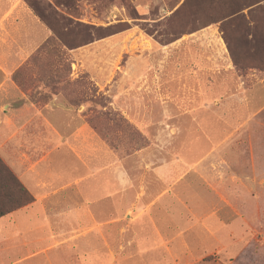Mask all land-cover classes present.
I'll return each instance as SVG.
<instances>
[{
	"label": "rangeland",
	"instance_id": "374dc122",
	"mask_svg": "<svg viewBox=\"0 0 264 264\" xmlns=\"http://www.w3.org/2000/svg\"><path fill=\"white\" fill-rule=\"evenodd\" d=\"M24 1L32 12L30 6H34L33 13L51 32L38 50L46 53L44 65L51 72L53 86L63 90L69 101L87 105L85 123L101 143L115 149L116 159L122 163L146 146L148 165H161L168 158L162 149L170 141L165 131L174 128V146L187 164L213 153L180 182V197H191L202 206L205 198L222 193L243 209L248 225L264 227V49L256 45L247 50L245 39L241 37L243 44L237 41L227 17L230 2L243 3L244 20L250 25L256 22L264 37V0ZM61 20L64 24L69 20L73 25L93 26L96 30L91 36L99 37L69 50L60 41L75 43L89 35L82 30L65 33ZM224 36L234 44L238 66L231 59ZM223 55L232 69L226 68ZM162 62L164 95H170L172 87L176 90L172 73L178 77V118L169 123H130L119 109L132 104L125 109L138 114V101L155 99L157 70ZM156 109L155 105L147 107L154 115ZM124 221L101 227L98 251L88 247L75 256L68 252L69 259L77 260V264H119L122 259L176 258L181 260L179 264H191L201 258L197 264H238L231 261L239 258L264 264V245L255 247L252 234L245 236L248 245L238 256L235 251L232 256L217 253L215 247L211 253L190 252L185 245L173 252L164 245L159 247L160 241L148 245L155 250L140 251L141 256L138 250L125 251L123 245L136 236L137 243L146 246L150 242L147 230L142 228L138 236L130 234L124 229ZM181 239L187 242L188 236L184 234ZM54 257L58 260L60 253Z\"/></svg>",
	"mask_w": 264,
	"mask_h": 264
},
{
	"label": "crops",
	"instance_id": "0c3cea01",
	"mask_svg": "<svg viewBox=\"0 0 264 264\" xmlns=\"http://www.w3.org/2000/svg\"><path fill=\"white\" fill-rule=\"evenodd\" d=\"M50 36L24 0H0V159L33 199L0 217L1 264H77L68 252L75 256L88 247L98 251L101 227H114L122 219L130 234L147 230L150 242L146 246L137 243L136 236L123 245L125 251L138 250L141 256L140 251L155 250L148 245L159 241V247L173 252L181 245L190 252L211 253L215 247L227 256L245 250L249 234L255 247L264 245V227L248 225L243 209L228 196L219 193L205 198L202 206L191 197H180V182L213 153L187 164L174 146V128L165 131L170 141L162 146L168 158L161 165H148L146 146L122 163L116 159L115 149L101 143L85 123L87 105L69 101L63 90L53 86L44 65L46 53L38 50ZM223 59L226 68L232 69L230 60L225 55ZM164 71L162 62L155 99L138 101V114L125 109L132 104L117 108L130 123H169L178 118V77L172 73L176 90L172 87L166 96L161 84ZM149 105L156 106L155 115L148 112ZM210 187L217 191L212 183ZM184 234L187 242L180 240ZM195 260L191 264L202 259ZM234 262L250 264L239 258ZM118 263L179 264L181 260L142 257Z\"/></svg>",
	"mask_w": 264,
	"mask_h": 264
},
{
	"label": "trees",
	"instance_id": "16d2710c",
	"mask_svg": "<svg viewBox=\"0 0 264 264\" xmlns=\"http://www.w3.org/2000/svg\"><path fill=\"white\" fill-rule=\"evenodd\" d=\"M230 4L231 5L228 6L230 13H229V16L227 17L228 19H230L231 24L230 23L229 24L231 25L232 29L235 31L237 35V41H240V43L243 44V41L241 39L242 37L245 39L247 50H250L251 47L254 48L256 45H261L262 47L260 49L263 50L264 49V37L262 33L260 32L258 24L252 21L253 24L250 25L247 20H244L246 16L243 14L242 12L243 8L241 7L244 4L243 3L240 4V2H230ZM30 7L33 10V12L36 13L34 6L31 5ZM40 18L41 20H43L41 16ZM249 18L252 20V16H249ZM61 23L62 25L60 26L64 25L63 29H64V32L67 34L82 30L88 33V35L90 36V37L88 36L87 39L80 40L75 43L74 42L68 43V42L60 41V44L69 50H73V49L82 47L84 45H88L92 43L94 40H97L99 37L97 36L96 38H93V35L91 36V31L96 30V28L93 26L85 25L81 23H75L73 25L72 22L69 20L66 21L65 24L61 20ZM222 31L224 33L223 29ZM224 38L227 43L229 52L231 54V59L234 65L238 66L240 62L237 59V56L235 54L236 52H235L234 44L232 41H230L228 37L224 36ZM259 53H260V50H259ZM245 67L247 68L248 66H245ZM254 67L259 68L258 64H255ZM32 200L33 199L31 195L27 192V190L21 185L18 179L13 175V173L8 169V167L0 159V217L5 216L15 210H18L28 205L29 203L32 202Z\"/></svg>",
	"mask_w": 264,
	"mask_h": 264
}]
</instances>
